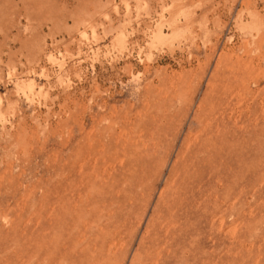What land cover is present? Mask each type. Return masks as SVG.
I'll use <instances>...</instances> for the list:
<instances>
[{
	"label": "rangeland",
	"instance_id": "obj_1",
	"mask_svg": "<svg viewBox=\"0 0 264 264\" xmlns=\"http://www.w3.org/2000/svg\"><path fill=\"white\" fill-rule=\"evenodd\" d=\"M0 264H264V0H0Z\"/></svg>",
	"mask_w": 264,
	"mask_h": 264
}]
</instances>
